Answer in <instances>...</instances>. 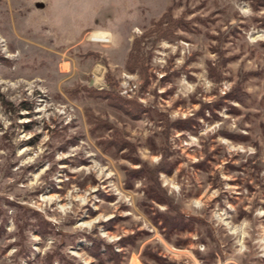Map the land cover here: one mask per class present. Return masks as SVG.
<instances>
[{
	"label": "rangeland",
	"instance_id": "374dc122",
	"mask_svg": "<svg viewBox=\"0 0 264 264\" xmlns=\"http://www.w3.org/2000/svg\"><path fill=\"white\" fill-rule=\"evenodd\" d=\"M135 263L264 264V0H0V264Z\"/></svg>",
	"mask_w": 264,
	"mask_h": 264
},
{
	"label": "trees",
	"instance_id": "16d2710c",
	"mask_svg": "<svg viewBox=\"0 0 264 264\" xmlns=\"http://www.w3.org/2000/svg\"><path fill=\"white\" fill-rule=\"evenodd\" d=\"M182 23H184L183 18L179 17V18H172L170 11L166 10L157 20H155L152 24L151 29H149L148 31H145L144 33H142L141 35L133 38V41L131 43V47L127 53V58H126V68L128 70H132L136 67H141V71L145 72L146 68L143 65V62L139 56V46L141 44L142 41L145 40L146 37H149L152 35V33H156L157 39H160L161 37H166L169 34L172 33L173 29L175 27H177L178 25H181ZM116 83L114 81L109 82V86L106 89H102V90H97L93 87H83V89L85 91H87L89 94H93L95 96H101L102 98H105L108 102V104L112 105V107L117 108V109H121L124 113H126L127 115L131 116L132 118H136L139 117V115L141 113H143L144 111H149L150 109H152L153 107H140L138 105H135L134 103H132V101L126 100L121 98L116 90ZM168 123V122H166ZM178 122H174V123H169L170 125H177ZM114 133L111 139L109 140H105L103 141L104 144L106 145H116L118 148H123V147H127V146H131L128 142L125 141V139L122 136V132L116 128L113 129ZM167 156H163V161H165ZM164 163L159 164L158 166H156L154 169H149L147 171L148 176H149V187L152 188L151 190H146L145 194H147L146 199L143 200L144 203L150 201V202H154L157 201V203L159 204H166V198L164 197V195L162 194L161 190V185L160 182L158 181L157 178V172L160 171L161 169H163ZM145 165H142L140 167V169H145L144 168ZM174 163L171 164V166L169 167V169H164V172L167 173H171L172 169H173ZM138 171L136 170H130L128 172V174L130 173H137ZM149 199V200H148ZM162 214V213H160ZM175 216L178 219H173L174 223L171 225L172 229L174 230V232H180V231H185L188 230V232H192L194 231L193 226L195 224L198 223V218L195 217H189L187 215H185L184 213H182L181 211H176L175 212ZM173 217V218H174ZM179 219H183V220H189L192 223L191 227H188L189 223H182ZM167 220V218H166ZM181 223L182 224H186V227H181ZM163 227V225H162ZM188 228V229H187ZM196 254H198L199 256L202 255L201 253L196 250L195 251ZM253 255V253H252Z\"/></svg>",
	"mask_w": 264,
	"mask_h": 264
},
{
	"label": "built area",
	"instance_id": "2783aa9c",
	"mask_svg": "<svg viewBox=\"0 0 264 264\" xmlns=\"http://www.w3.org/2000/svg\"><path fill=\"white\" fill-rule=\"evenodd\" d=\"M126 78H127V80H129V76L128 75H126ZM129 83H127V85H128ZM131 89V88H130ZM124 93V92H123ZM125 93H126V90H125Z\"/></svg>",
	"mask_w": 264,
	"mask_h": 264
},
{
	"label": "bare ground",
	"instance_id": "6f19581e",
	"mask_svg": "<svg viewBox=\"0 0 264 264\" xmlns=\"http://www.w3.org/2000/svg\"><path fill=\"white\" fill-rule=\"evenodd\" d=\"M135 264H139V263H135Z\"/></svg>",
	"mask_w": 264,
	"mask_h": 264
}]
</instances>
